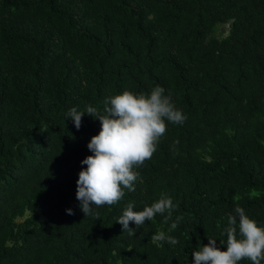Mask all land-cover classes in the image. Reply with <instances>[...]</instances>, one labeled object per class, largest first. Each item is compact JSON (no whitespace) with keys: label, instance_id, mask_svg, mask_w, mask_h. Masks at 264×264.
I'll return each instance as SVG.
<instances>
[{"label":"trees","instance_id":"obj_1","mask_svg":"<svg viewBox=\"0 0 264 264\" xmlns=\"http://www.w3.org/2000/svg\"><path fill=\"white\" fill-rule=\"evenodd\" d=\"M157 85L186 121L166 122L134 192L84 217L77 180L101 122L77 129L68 111ZM162 194L178 205L167 224L123 232L128 203ZM237 205L264 226V0H0V264H192Z\"/></svg>","mask_w":264,"mask_h":264},{"label":"clouds","instance_id":"obj_2","mask_svg":"<svg viewBox=\"0 0 264 264\" xmlns=\"http://www.w3.org/2000/svg\"><path fill=\"white\" fill-rule=\"evenodd\" d=\"M84 113L98 118L101 130L91 137L87 145L92 155L81 161L87 167L79 172L76 198L84 217L100 219L93 206L115 205L124 198L125 189L134 192V183L139 177L135 169L152 158L167 131L166 122L182 125L187 117L175 107L171 95H166L165 89L159 85L147 94L124 90L111 96L104 101L103 112L91 105L86 106L84 111L71 108L67 116L77 129L81 127ZM178 144V140L174 141L173 147ZM177 207L170 197L162 194L142 210H134L133 203H128L116 222L122 225L123 232L127 231L133 236L136 229L129 227L130 222L140 228L159 214L164 216V223L167 224ZM67 213L73 214L72 209H67ZM182 219V216L176 217L168 231L176 229ZM222 235H226V240H220L219 246L216 239L208 238L207 244L195 250L192 264H239L243 260L261 264L264 261V226L246 215L244 208L237 205L234 214L227 216V226ZM152 240L167 241L173 246L178 243L163 231L153 235Z\"/></svg>","mask_w":264,"mask_h":264},{"label":"rangeland","instance_id":"obj_3","mask_svg":"<svg viewBox=\"0 0 264 264\" xmlns=\"http://www.w3.org/2000/svg\"><path fill=\"white\" fill-rule=\"evenodd\" d=\"M224 27H225V28H228V25L225 24ZM223 30H224V29H223L222 27L219 26V27H218V30H217V35H219V36H223V35H225L226 32H224Z\"/></svg>","mask_w":264,"mask_h":264}]
</instances>
